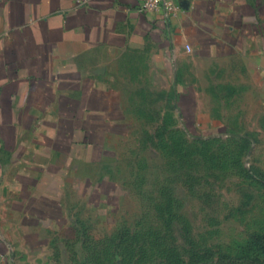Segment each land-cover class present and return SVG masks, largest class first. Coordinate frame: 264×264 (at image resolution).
<instances>
[{
    "label": "crops",
    "instance_id": "crops-1",
    "mask_svg": "<svg viewBox=\"0 0 264 264\" xmlns=\"http://www.w3.org/2000/svg\"><path fill=\"white\" fill-rule=\"evenodd\" d=\"M176 1L166 22L139 0H0V264L115 182L124 99L155 73L187 119L203 73L264 106V0Z\"/></svg>",
    "mask_w": 264,
    "mask_h": 264
},
{
    "label": "rangeland",
    "instance_id": "rangeland-1",
    "mask_svg": "<svg viewBox=\"0 0 264 264\" xmlns=\"http://www.w3.org/2000/svg\"><path fill=\"white\" fill-rule=\"evenodd\" d=\"M154 75L124 99L115 182L24 264H264V106L203 73L187 119Z\"/></svg>",
    "mask_w": 264,
    "mask_h": 264
},
{
    "label": "built area",
    "instance_id": "built-area-1",
    "mask_svg": "<svg viewBox=\"0 0 264 264\" xmlns=\"http://www.w3.org/2000/svg\"><path fill=\"white\" fill-rule=\"evenodd\" d=\"M140 8L146 12L162 11L164 20L168 22L172 15L178 11L176 0H139ZM186 49L191 50L190 44H186Z\"/></svg>",
    "mask_w": 264,
    "mask_h": 264
},
{
    "label": "trees",
    "instance_id": "trees-1",
    "mask_svg": "<svg viewBox=\"0 0 264 264\" xmlns=\"http://www.w3.org/2000/svg\"><path fill=\"white\" fill-rule=\"evenodd\" d=\"M255 239L258 242H264V236L263 235H255Z\"/></svg>",
    "mask_w": 264,
    "mask_h": 264
}]
</instances>
